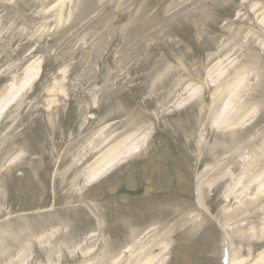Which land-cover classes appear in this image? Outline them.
I'll list each match as a JSON object with an SVG mask.
<instances>
[{"label":"rangeland","instance_id":"374dc122","mask_svg":"<svg viewBox=\"0 0 264 264\" xmlns=\"http://www.w3.org/2000/svg\"><path fill=\"white\" fill-rule=\"evenodd\" d=\"M257 2L250 0L249 4ZM227 7L235 13L244 11L241 0H0V84L12 80L16 84L24 69L33 76L36 71L39 75L40 64L44 63L46 67L44 76L21 98L12 95L19 87L15 85L8 98L13 102L0 120L1 147L5 139L11 137L10 133L5 135L8 130L13 127L15 132L23 130L24 137H33L39 142V147L32 152L33 157H39L37 167L35 170L30 168V174L47 166L54 172L55 189L43 188L36 194L33 185L28 186L26 200L34 201L36 208L49 203L68 206L78 198L64 197L63 193L73 192L69 184L77 176L79 183L75 187L80 198L85 196L83 190L87 187L91 189L88 194L99 195L102 186L92 184L91 180L85 184L88 169L100 161H108L124 137L133 133L141 136L145 127L150 131L147 151L113 178L120 179L121 184L126 182L128 187H133L134 179L150 182L142 196L147 202L143 207L125 206L121 218L135 220L139 226L151 220L156 226L160 221L170 220L168 224L172 229H168L171 236L175 235L172 241L177 242L170 264H218V252L223 249V243L219 245L218 241L212 240L214 237L197 233L191 215L186 219L180 210L171 208V203L164 200L159 204L155 198L146 195L178 189L195 197L192 183L206 164L205 160L196 159L197 166H192L199 167L196 174L188 172L187 169L192 168L188 164L193 165L195 158L192 145L186 142L185 131L195 123L194 119H198L203 103L189 105L184 110L176 108V103L186 97L185 91L198 84L192 79L194 73L201 79L209 74L216 80L218 74L225 75L226 70L229 73V66H237L241 54L236 58L233 53L241 51L240 45L227 48L230 44L227 38L232 34L230 29L236 24L216 20L219 11ZM243 54L256 60L264 59L262 44L243 51ZM260 70L264 71V68ZM260 70L252 73V79L245 82L249 91L240 94L238 99L245 100V94L251 93L253 101L258 102V117L247 131H236L238 137H250L256 130H264V101L261 102L264 82H257L262 75ZM213 88L211 85L206 91L205 103L210 102ZM58 92L71 102L61 106L62 111L57 110L61 113L49 120L43 108ZM167 95L172 99L163 109L166 112L160 113L157 107ZM149 98L152 99L149 101ZM141 103L144 104L140 106ZM66 107L69 120H65ZM91 114L96 116L94 120L87 118ZM254 115L250 110L244 114L248 117L246 120H254ZM140 117L145 119V126L138 124ZM131 124L136 126L135 130L129 127ZM209 127L205 131H209V138H212ZM221 137L217 143L231 139L222 140ZM215 139L213 135L211 142ZM97 143L103 144L102 147L98 148ZM181 145L185 147L181 149ZM182 151L187 156L186 170L180 160ZM57 160L60 164L55 167ZM173 164H176L175 172L172 171ZM19 188L16 176L10 180L7 189L0 188L5 207L10 206L8 210H16L17 204L12 203V197ZM225 188L226 184L218 182L216 186L204 189L205 201L220 218ZM51 199L53 203L49 202ZM53 213L27 214L26 217L38 223L40 217L53 220L57 212ZM68 216L66 220L71 222L72 216ZM227 226L234 231V225ZM260 230H264V224ZM121 231L122 235L128 232L124 227ZM236 233L235 230L233 262L243 259V264H263L264 236L260 241H245L236 238ZM150 236L151 232H148L139 244H151ZM50 237L37 241L36 237L27 235L26 243H31L30 249L16 264H72L65 255L63 236L56 232L52 239ZM4 238L6 236L0 242Z\"/></svg>","mask_w":264,"mask_h":264},{"label":"bare ground","instance_id":"6f19581e","mask_svg":"<svg viewBox=\"0 0 264 264\" xmlns=\"http://www.w3.org/2000/svg\"><path fill=\"white\" fill-rule=\"evenodd\" d=\"M260 22L264 23V16L261 18ZM235 36V35H234ZM238 40V37L236 38ZM249 72V67L245 65V62L243 65H241L237 69V75H242L243 73ZM234 85L232 86L231 81L235 80ZM241 79V80H240ZM211 81V80H210ZM242 78L235 77L231 80V78H227L225 80H221V83L218 84L215 87L214 90V96L212 98V104L209 108L210 110V118L213 117V111L214 107H216L219 102H221L224 98V96L227 95L229 103L227 104L226 108L221 111L220 116L217 118L215 122H213V126L216 130L221 132H234L237 128V125H242L241 122H236L234 119L240 117L241 113L247 108L248 103L246 101L243 103L240 100L238 101V104L235 105L236 111L233 116L230 115V103L235 102L237 100V94L240 91L245 90V85L242 84L243 82ZM160 95V94H159ZM172 99L171 96H166L163 100V102L159 105L160 108H163L166 106L168 101ZM213 109V110H212ZM255 111V109L253 110ZM223 134V133H222ZM238 140V139H237ZM236 140V141H237ZM231 141L229 144H227L228 150L232 151V156L229 159L222 160L221 162L214 166V170H218L220 166H223L227 163L232 164V169L235 172V170L240 169L241 177H233L232 179L236 181V183L232 182V185H228V193L225 198L224 206H228L231 203L232 199H235L236 205L232 207L231 212L227 214L228 217H234L236 221H240L241 219H246L249 216V212L251 209H253V214L255 216V221L257 220V215L259 214L260 210L256 211L255 207L256 205L264 199V188L260 187V183H263L264 181V148L258 147L261 143L257 142L252 143L253 148L250 150V152H247L245 150V146L238 145V142ZM204 141L201 140L199 142V146L202 147L204 145ZM18 145V144H17ZM15 146H5L3 148L4 154H8L11 152ZM125 149V148H124ZM10 157V156H9ZM26 158V155L22 154V152H19L14 156V158L11 160V163H16L21 160H24ZM10 162V161H9ZM240 165H242V168H240ZM259 170V172H257ZM230 170L222 168L219 172L215 174V179H219L221 177H230ZM211 171L208 172V176H211ZM212 178V177H211ZM213 178L210 180V183L213 182ZM242 181L246 182L245 187L242 186ZM255 190V191H254ZM256 193L255 197L251 198L248 195ZM251 217V214L249 218ZM257 222H259L257 220ZM263 224V223H262ZM244 227H247V224L244 225ZM239 231H241L244 235L249 236H256V234L251 231V228L248 227V229L244 232L243 228H239ZM118 261V260H117ZM153 260L148 259L145 261V264H152ZM233 264H243L242 260H236L233 262Z\"/></svg>","mask_w":264,"mask_h":264}]
</instances>
